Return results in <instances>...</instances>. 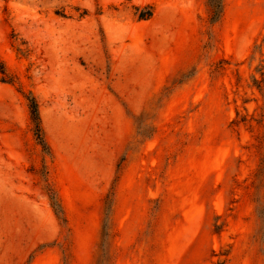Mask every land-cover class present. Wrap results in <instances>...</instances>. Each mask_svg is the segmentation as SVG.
<instances>
[{
    "label": "rangeland",
    "instance_id": "1",
    "mask_svg": "<svg viewBox=\"0 0 264 264\" xmlns=\"http://www.w3.org/2000/svg\"><path fill=\"white\" fill-rule=\"evenodd\" d=\"M0 264H264V0H0Z\"/></svg>",
    "mask_w": 264,
    "mask_h": 264
},
{
    "label": "trees",
    "instance_id": "2",
    "mask_svg": "<svg viewBox=\"0 0 264 264\" xmlns=\"http://www.w3.org/2000/svg\"><path fill=\"white\" fill-rule=\"evenodd\" d=\"M208 1L210 4L212 20L215 22L220 21L224 13L225 0H208ZM29 108L31 111L32 120L37 125L38 128L37 132L38 134L40 133L39 138H42L39 105L34 97H31L29 99Z\"/></svg>",
    "mask_w": 264,
    "mask_h": 264
}]
</instances>
